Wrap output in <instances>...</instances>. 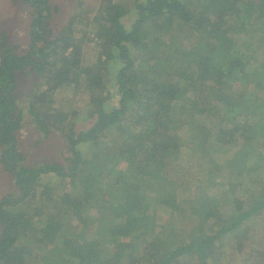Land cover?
I'll return each instance as SVG.
<instances>
[{
  "label": "trees",
  "instance_id": "1",
  "mask_svg": "<svg viewBox=\"0 0 264 264\" xmlns=\"http://www.w3.org/2000/svg\"><path fill=\"white\" fill-rule=\"evenodd\" d=\"M90 1L0 0L1 31L20 17L27 34L0 37V264H264V123L224 111L264 107V0ZM62 91L88 98L83 117L55 107ZM27 127L64 161L26 163ZM184 156L205 176L192 192V171L171 175Z\"/></svg>",
  "mask_w": 264,
  "mask_h": 264
},
{
  "label": "rangeland",
  "instance_id": "2",
  "mask_svg": "<svg viewBox=\"0 0 264 264\" xmlns=\"http://www.w3.org/2000/svg\"><path fill=\"white\" fill-rule=\"evenodd\" d=\"M61 1L62 0H56L57 3H60ZM87 1L88 2H86V3L92 2L90 0H87ZM62 5L64 8H67V3H62ZM2 12H1V14H3ZM19 19L21 20L20 17H18L15 21L11 20V19L8 20L7 21L8 25H9L8 29H7V31H1V29H0V37H3V35L6 34L9 36V38L15 44L16 43H22L21 41H19V39L21 37L23 40H26L27 39L26 33L23 36L18 33L21 31L19 29L20 25L18 24ZM125 22L127 24H129L130 20L127 19ZM21 26H23V25H21ZM0 28H1V26H0ZM183 34H185L187 36V39L190 42H195L197 40L196 37L194 36V34H192L190 32L189 28L184 29ZM93 52H96V50L94 51V49H92V48L84 51L83 62H84L85 66L90 67V66H92V62L95 63V61H94L95 57H94ZM257 60H259V61L264 60V51L258 53V55L256 57V61ZM109 66H110L109 70H110V77H111L112 75H115V68H114V65L111 66V63L109 64ZM250 66L251 65L249 64L247 69L250 70ZM251 72H253V71H251ZM259 77L260 76H258L257 82H260ZM231 82H233L234 86H236V88H239L240 90L243 88V85H244V87L248 86L247 89H249L250 87H254V86H256V88H258V86H259V84L254 83V82L253 83H246V84H244L243 81L241 83L236 82V81H231ZM18 84L20 87L19 93L27 92L29 82L26 81L25 78H23L21 76L20 83H18ZM260 95H262V94H260ZM23 97L24 96H22L21 98H23ZM87 99L88 98H86L85 95L80 94V93L77 94L76 92H71V91L58 92L56 94V101L57 102L55 104V107L57 109L67 110V111L75 110V112L79 115V117L80 116L83 117L89 108V104L87 102ZM258 101H261V100H258ZM258 101H253V99H252L251 102L249 103V105H254ZM226 103H227V101H226ZM262 103H264V102H262ZM233 106H235L233 103H231V104L227 103L224 107V111L225 112L227 110L231 111L230 112L231 116H228V115L227 116L233 121L234 124L249 123V126H250V124L255 123V121H261V120L264 123V107L261 104L258 106L259 110L258 111L256 110V112L252 109L237 110V109L233 108ZM80 128H81V126H77L76 131L77 132L80 131ZM182 130L185 131L186 129L183 128ZM259 131L260 130H257L255 127L251 126V136L255 139V143H256L255 151H257L259 155H261V154L264 155V133H262L263 131L262 132H259ZM25 133L26 134H22L21 137L19 138V141L21 142L19 144V147H20L22 153L25 155L26 163L31 164L33 162L34 163H40L41 161H44V162H62V161H64L63 157H62L63 141L59 136L52 134L47 138L41 139L40 137H38V134L36 132H34L32 127H27L25 130ZM246 137H249V135L246 134ZM211 141L214 143L213 139ZM242 141L243 140H240L238 142L237 145L239 147H236L237 149H240V144ZM193 147H194V143L192 142V144L190 143V149H193ZM237 149H235L234 151H237ZM224 150L230 151L229 153L234 152L231 149L228 150L227 148ZM221 154H222V152H221ZM220 156H224V155H220ZM254 156H255V153L251 155V157H253V158H254ZM188 157H190V156H184L183 161L189 163V166L183 164L184 167L183 166L181 168L178 167L177 168L178 171L171 170L169 168V165H168V168L171 170L172 176H180L182 174V172H185V171L191 172L192 171L194 173V175L198 178L194 177L196 179V181H192L188 185H186V183H184L183 188H182L184 191L186 190V192H192L197 184L202 185L201 181L204 179L205 176H197L196 175L195 171L196 172L198 171V167H196V166H199V162L197 160H195L192 163H190L188 160L189 159ZM255 158L258 159L257 156H255ZM192 159H193V157H192ZM195 159H196V156H195ZM227 159H229V161H231L230 156H227ZM181 161H182V158H180V162ZM230 164L232 166L231 169L234 171V164L233 163H230ZM263 164H264V162H263ZM190 165H193V166H190ZM172 167H175V166H172ZM186 167H190V168H186ZM255 175L256 176L261 175L264 178V165L260 164V168L258 171L255 172ZM180 180H182V177ZM206 189H208V188H206ZM209 192H212V195L215 196V198H218L219 200H220L219 197L222 196L224 193L222 188H219V187H213ZM180 198L184 199L185 195L180 194ZM223 213H228V212H223ZM167 220H168L167 218H163V222L156 221L157 228L159 229V228L163 227L164 222H166ZM223 223H224V221H223ZM223 223H221V225ZM259 239L264 240V223H262V225H260V226L259 225L255 226V234L253 236V240L258 241ZM263 246H264V244L259 245L260 250H262ZM232 247L234 250L236 249V247L234 246V243L231 244V248ZM231 251H232V249H231ZM33 264H37V263L33 262Z\"/></svg>",
  "mask_w": 264,
  "mask_h": 264
}]
</instances>
